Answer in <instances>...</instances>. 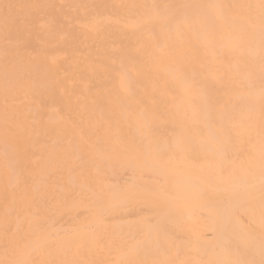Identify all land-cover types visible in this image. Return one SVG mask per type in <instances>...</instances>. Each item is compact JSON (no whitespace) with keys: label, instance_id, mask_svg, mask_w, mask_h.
I'll use <instances>...</instances> for the list:
<instances>
[{"label":"rangeland","instance_id":"rangeland-1","mask_svg":"<svg viewBox=\"0 0 264 264\" xmlns=\"http://www.w3.org/2000/svg\"><path fill=\"white\" fill-rule=\"evenodd\" d=\"M0 264H264V0H0Z\"/></svg>","mask_w":264,"mask_h":264}]
</instances>
